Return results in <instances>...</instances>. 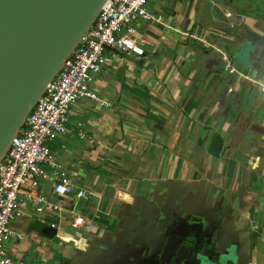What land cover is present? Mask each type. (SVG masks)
<instances>
[{
    "label": "crops",
    "instance_id": "0c3cea01",
    "mask_svg": "<svg viewBox=\"0 0 264 264\" xmlns=\"http://www.w3.org/2000/svg\"><path fill=\"white\" fill-rule=\"evenodd\" d=\"M260 4L264 0H149L156 19L135 22L145 54L109 48L112 61L93 82L100 99L76 100L67 130L49 142L54 164L46 167L67 170L91 198L76 206L80 199L56 193L43 179L39 192L57 208L38 211L23 201L7 252L21 264H95L105 235L135 229L139 205L151 211V199L169 188L189 196L197 185L212 197L220 191L217 199L249 239L245 255L264 264ZM76 214L95 226L77 231Z\"/></svg>",
    "mask_w": 264,
    "mask_h": 264
},
{
    "label": "built area",
    "instance_id": "2783aa9c",
    "mask_svg": "<svg viewBox=\"0 0 264 264\" xmlns=\"http://www.w3.org/2000/svg\"><path fill=\"white\" fill-rule=\"evenodd\" d=\"M149 0H107L82 37L66 58L62 68L28 114L25 123L13 137L0 162V264H21L6 249L12 234L11 222L21 214L23 201L36 210L55 207L39 192L41 181L49 180L58 194L89 200L90 190L76 186L67 170L48 169L54 164L49 142L67 130L72 104L79 98L100 99L93 88L97 74L112 61L109 48L128 54L144 55V41L136 36L135 22L155 20L148 9ZM72 226L78 231L93 228L95 223L82 214L74 215ZM55 226V224H52Z\"/></svg>",
    "mask_w": 264,
    "mask_h": 264
},
{
    "label": "water",
    "instance_id": "95a60500",
    "mask_svg": "<svg viewBox=\"0 0 264 264\" xmlns=\"http://www.w3.org/2000/svg\"><path fill=\"white\" fill-rule=\"evenodd\" d=\"M106 1L0 0V162ZM256 41H252L251 49ZM170 191L152 198L156 211L153 216L139 205L134 218L139 216V223L152 217L160 223L168 215L178 219L175 201H183L185 192L178 197ZM147 222L144 228H148Z\"/></svg>",
    "mask_w": 264,
    "mask_h": 264
},
{
    "label": "flooded vegetation",
    "instance_id": "af4514ba",
    "mask_svg": "<svg viewBox=\"0 0 264 264\" xmlns=\"http://www.w3.org/2000/svg\"><path fill=\"white\" fill-rule=\"evenodd\" d=\"M191 187L189 196L185 194L183 201L180 198L175 201L178 219L168 215L160 223L155 217L144 218L139 223V216L134 218L135 229L128 236L107 239L105 235L106 240L98 246L101 254H98L96 263L252 264L253 256L249 253L245 255L249 239L241 235L232 211L224 209L226 206L222 200L217 199L220 191L216 190V196L212 197V191H204L197 185ZM170 190V194L178 197L183 191ZM151 213V216L156 213L154 208ZM146 221L148 228H144Z\"/></svg>",
    "mask_w": 264,
    "mask_h": 264
},
{
    "label": "rangeland",
    "instance_id": "374dc122",
    "mask_svg": "<svg viewBox=\"0 0 264 264\" xmlns=\"http://www.w3.org/2000/svg\"><path fill=\"white\" fill-rule=\"evenodd\" d=\"M260 7H259V9H257V10H259V11H262V7L264 8V4H260L259 5ZM243 10H245L246 12H249V10H247V9H243ZM264 10V9H263ZM79 202H77V204H76V206H82L83 205V199H80V200H78ZM80 203V204H79Z\"/></svg>",
    "mask_w": 264,
    "mask_h": 264
}]
</instances>
